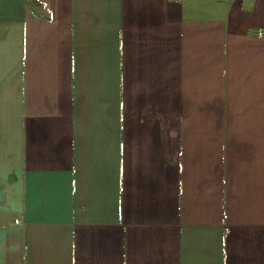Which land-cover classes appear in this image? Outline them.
<instances>
[{
	"label": "crops",
	"instance_id": "obj_1",
	"mask_svg": "<svg viewBox=\"0 0 264 264\" xmlns=\"http://www.w3.org/2000/svg\"><path fill=\"white\" fill-rule=\"evenodd\" d=\"M0 264H264V0H0Z\"/></svg>",
	"mask_w": 264,
	"mask_h": 264
}]
</instances>
